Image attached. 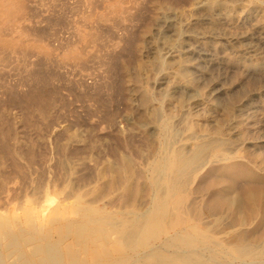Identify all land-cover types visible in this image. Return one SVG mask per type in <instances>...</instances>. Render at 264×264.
Listing matches in <instances>:
<instances>
[{
	"label": "rangeland",
	"instance_id": "rangeland-1",
	"mask_svg": "<svg viewBox=\"0 0 264 264\" xmlns=\"http://www.w3.org/2000/svg\"><path fill=\"white\" fill-rule=\"evenodd\" d=\"M198 2L217 4L213 31L197 23ZM2 26L0 217L13 211L22 220L25 207L74 214L64 241L51 219L44 229L19 221L0 231V264H39L40 246L62 254L70 243L77 257L64 264H264L258 206L254 214L253 206L212 207L264 187V81L234 61L216 68L198 58L228 57L236 36L259 27L264 38V0H19ZM254 43L260 54L244 60L261 67L264 39ZM187 60L196 67L180 71ZM151 214L163 225L145 246L109 254L102 228L127 227L129 236ZM81 231L90 235L82 244ZM239 234L246 246L232 242ZM88 249L104 252L91 259Z\"/></svg>",
	"mask_w": 264,
	"mask_h": 264
},
{
	"label": "bare ground",
	"instance_id": "bare-ground-1",
	"mask_svg": "<svg viewBox=\"0 0 264 264\" xmlns=\"http://www.w3.org/2000/svg\"><path fill=\"white\" fill-rule=\"evenodd\" d=\"M213 3V2H212ZM18 4H19V0H0V29L3 27L2 24H7V23H10L12 21V18L15 16V14L18 12ZM217 5V4H216ZM214 4V6L211 5V2L209 4H205L204 2H198L196 4V8L200 11L199 13H197L196 15V20H197V23L200 24V27L201 28H204L202 26H205L206 29L210 30V31H213L212 29L215 27V25L218 23V21L214 18L213 16V10L214 7L216 6ZM113 7H117V5H112ZM223 7V6H222ZM202 10V11H201ZM212 10V11H211ZM244 10V9H243ZM221 12V11H220ZM219 12V13H220ZM195 14V13H194ZM178 15V14H177ZM219 15V14H218ZM226 15V14H224ZM182 16V15H181ZM222 16V15H221ZM179 18V17H178ZM228 19V18H227ZM226 19V20H227ZM225 20V19H224ZM223 20V22H224ZM254 22V20H253ZM221 23V22H220ZM159 25V24H158ZM186 25H187V22H186ZM199 26V25H198ZM218 26V25H217ZM186 27V26H185ZM190 27V26H189ZM199 27V28H200ZM219 27V26H218ZM217 27V28H218ZM252 27V26H251ZM256 27V26H255ZM187 28V27H186ZM192 28V26L190 27ZM198 28V27H197ZM232 28V27H231ZM189 29V28H188ZM205 29V30H206ZM216 29V28H215ZM225 29V28H224ZM195 30V29H194ZM201 30V29H200ZM192 31V30H191ZM196 31V30H195ZM244 31V30H243ZM193 32V31H192ZM204 32V31H203ZM202 32V34H203ZM215 32V31H214ZM213 32V33H214ZM253 32V31H251ZM200 33V31L198 32ZM212 33V32H210ZM205 34V33H204ZM254 35V36H252ZM232 37V36H231ZM235 37V36H234ZM233 37V38H234ZM237 37V36H236ZM236 37L234 38L235 41L234 43L231 44V47L233 52L230 53V55L227 57V56H221V55H211V54H208V53H203L201 55V57H198L199 58V62L204 64L206 67H216V68H221L224 61L226 59L228 60H231V61H234L236 62L237 64L241 65L246 72H248L249 74H252V73H259L261 75V77L263 78V81H264V61L262 62V65L261 67H251V66H247L246 63H245V60L247 58V56H257L260 54V52H258L257 50V47L255 46V43L253 44V40H255L256 42L258 43H261L263 41V37H262V28H257V30L255 31V33L253 32V34H247V32L245 33H241V36L239 35V37L236 39ZM169 39V38H168ZM227 41V40H226ZM6 44H8L9 46L11 45H14V41H9V42H6ZM238 44V45H237ZM195 45V44H194ZM194 47V46H193ZM196 47V46H195ZM227 47V46H226ZM229 47V46H228ZM264 47V46H263ZM195 49V48H194ZM263 49V48H262ZM196 50V49H195ZM264 50V49H263ZM200 51V49H199ZM204 52V51H202ZM229 52V51H227ZM225 52V53H227ZM213 53V52H212ZM264 53V52H263ZM223 54V53H222ZM229 54V53H227ZM226 55V54H225ZM263 55V54H262ZM261 56V55H260ZM197 58V57H196ZM197 58V59H198ZM252 58V57H251ZM177 59V58H176ZM183 59V58H182ZM175 60V59H174ZM179 60V59H178ZM264 60V59H263ZM181 62V61H179ZM176 63V64H179ZM254 63V62H253ZM203 66V65H202ZM196 65L195 63H191L189 60L187 61H184V62H181L179 64V69H181L180 71H185L186 69L188 68H195ZM240 67V66H239ZM224 68V67H223ZM242 68V69H243ZM200 69V68H199ZM198 70V69H197ZM202 70V68H201ZM244 71V72H245ZM183 73V72H182ZM200 73V72H199ZM198 73V74H199ZM208 72H204L202 73L203 75H208L207 74ZM184 74V73H183ZM214 75V74H213ZM255 75V74H253ZM177 76V75H176ZM179 76V75H178ZM211 76V75H208V77ZM212 77V76H211ZM248 77V76H247ZM260 77V78H261ZM217 78V77H216ZM256 78V77H255ZM258 78V77H257ZM261 78V79H262ZM208 79V78H207ZM167 80V79H166ZM169 80V79H168ZM181 80V79H180ZM176 81H179V80H176ZM258 81V80H257ZM244 82V81H243ZM180 83V82H179ZM178 83V84H179ZM214 84V83H213ZM262 84L264 85V82H262ZM217 87L219 88V91L220 92H223L224 89L221 87V85L218 83L217 84ZM225 87V86H224ZM187 91V87H185ZM258 88V87H257ZM217 90V89H216ZM180 91V90H178ZM236 92V91H235ZM181 93V91H180ZM188 93V91L186 92ZM185 93V94H186ZM190 93V92H189ZM260 93H263L264 94V86L263 87H260L258 88V92L257 94H260ZM220 94V93H219ZM229 94V93H228ZM227 94V95H228ZM183 95V94H181ZM188 95V94H186ZM194 94H192L193 96ZM217 95V94H216ZM224 95V94H223ZM240 95V94H239ZM194 97V96H193ZM190 97H188L187 99H190ZM186 99V97H185ZM193 99V98H192ZM240 102V101H239ZM260 106V105H259ZM264 107V106H263ZM173 109V108H172ZM211 110V109H210ZM260 110V109H259ZM262 110V109H261ZM256 111V110H255ZM172 115V114H171ZM240 116V115H239ZM214 118V117H213ZM244 122V121H243ZM235 125V124H234ZM232 134H233V138L235 139V146H238V144H240V141H242L236 134V128H233L232 129ZM239 134V133H238ZM241 135V134H240ZM237 136V137H236ZM194 137V136H192ZM200 137V136H199ZM263 139V138H262ZM240 140V141H239ZM242 143V142H241ZM164 144V143H163ZM162 144V145H163ZM243 144V143H242ZM165 147V145H164ZM192 147V146H191ZM194 149V148H193ZM185 151V150H184ZM201 151V150H200ZM205 153V152H204ZM166 154V153H165ZM164 154V155H165ZM181 154V153H180ZM167 156V155H166ZM180 156V155H179ZM178 156V157H179ZM182 156V155H181ZM200 156V155H199ZM177 157V158H178ZM165 158V157H164ZM170 158V157H169ZM175 158V157H174ZM176 158V159H177ZM182 158V157H180ZM200 158V157H199ZM175 161H173V164L171 165L172 166V169H175L178 164L180 165V161L177 159ZM183 160V159H181ZM164 161V160H163ZM168 161V160H167ZM172 162V161H171ZM168 163V162H167ZM184 163V162H183ZM202 163V162H201ZM171 164V163H170ZM182 164V163H181ZM159 168H160V165H158ZM157 167V166H156ZM198 167V166H197ZM171 168V167H170ZM169 168V169H170ZM181 169V168H180ZM214 168H212V170H214ZM217 169V168H216ZM163 170V169H162ZM178 171V169H177ZM182 171V170H181ZM180 171V172H181ZM185 171V170H184ZM183 171V172H184ZM200 171V170H199ZM202 171V170H201ZM172 172H174L172 170ZM195 174V173H194ZM246 174L248 176H251V177H255L251 174H248L246 172ZM196 176V175H195ZM194 177V176H193ZM225 178V177H224ZM228 178V177H227ZM178 179V178H177ZM190 179V178H189ZM197 179V178H196ZM234 181V179H233ZM231 183H229V181L227 182H222V186L223 189H228L231 185H232V180L230 181ZM235 182V181H234ZM254 183V182H253ZM189 184V183H188ZM237 187V186H236ZM185 189V187H183ZM241 188V187H240ZM232 194V193H231ZM240 195H236V196H232L234 199H232L231 197H222L220 196L221 199H219L216 204H213L214 206L212 207H215V206H218L219 205H222V206H230L231 204H234L236 206V210L237 212L241 211L242 210V207H244L243 205H247L248 206H253V210L252 209H248L250 211L251 214H254V210L257 209L256 206H258V209L256 211H258V213H263L264 214V187H256V186H249V188H247L245 190V192H242V193H239ZM181 195V194H180ZM217 196V195H216ZM51 198V197H50ZM48 199V198H47ZM196 199V198H195ZM34 200V199H33ZM193 200V199H192ZM215 200V199H214ZM36 201V200H35ZM234 201V202H233ZM33 202V201H32ZM47 202V201H46ZM34 203V202H33ZM32 203V204H33ZM36 203V202H35ZM41 203V202H40ZM44 203V202H43ZM183 203V197L180 196V201L179 200H176L175 201V204L178 206V208L180 207V204ZM36 204H39L36 203ZM35 204V205H36ZM49 204V203H47ZM46 206V205H45ZM66 206V205H65ZM188 206V205H187ZM221 206V207H222ZM232 206V205H231ZM63 207V205H62ZM174 207V206H173ZM176 207V206H175ZM183 207V206H182ZM256 207V208H255ZM41 208V207H40ZM59 208V207H58ZM219 208V207H218ZM229 208V207H228ZM16 209V208H15ZM20 209V208H19ZM19 209L17 208V210L19 211ZM69 209V208H68ZM65 210V209H53L50 211V215L49 216H46L48 214H46L45 212L46 211H41V210H36V208H32V207H25V210H24V217L22 220H20L17 216V214H15V212L12 211L10 214H9V217L7 218H2L0 217V231H3L5 229H10V227L12 228L13 226H15L19 221L20 222H23V224L26 226V229L27 231H31V230H34L35 229V225H39V227L41 229H44V227H46L45 225V222L49 219L55 221L57 223V227H55V229L58 231H60V237L61 239L63 240L65 237H66V234L64 232V225L67 223V221L69 220L70 216H72L74 213L72 211H68ZM180 209V208H179ZM183 209V208H182ZM196 209V208H195ZM22 210V209H21ZM211 210V209H210ZM87 211V210H85ZM177 211V210H176ZM183 211V210H182ZM190 211V210H189ZM247 212V211H246ZM239 213H242V212H239ZM244 213V212H243ZM248 214V213H247ZM76 215V213H75ZM152 216L149 218V216L147 217V219L143 220L142 222H137L136 224H133L131 227V236H127L128 234L126 232H128V229L127 227L126 228H122V229H110V230H106L105 231V227L101 229L100 231V234H98V236H100L101 239H104L105 236H107V241H106V246L109 247V254L111 255H123L124 256L126 255H129V254H132V252H134L136 250V248H139V246H145L146 243H148V237L149 236H153L155 235L157 229L159 228L160 229V226L162 222H160L156 216V214H151ZM155 215V216H153ZM191 215V214H190ZM183 216V215H182ZM181 214H179V218H178V221L180 223H182V221L184 220L182 218ZM105 217V216H104ZM169 217V216H168ZM21 218V217H20ZM173 218V217H172ZM76 219V218H75ZM171 219V218H170ZM195 219V218H194ZM176 220V219H175ZM184 222V221H183ZM86 223V222H85ZM94 223V222H92ZM178 223V222H177ZM74 224V223H73ZM115 224V223H114ZM125 224V223H124ZM175 224V223H174ZM183 224V223H182ZM21 225V224H20ZM38 225H37V228H38ZM87 225V223H86ZM100 225H103V224H100ZM105 225V224H104ZM103 225V226H104ZM110 225V224H109ZM108 225V226H109ZM112 225V224H111ZM110 225V226H111ZM120 225V224H119ZM123 225V224H122ZM163 225V223H162ZM74 229L77 228V230H80L79 227H77L76 225H74ZM232 226V225H231ZM263 226V225H262ZM19 227V226H18ZM69 227V226H68ZM87 227H90V226H87ZM94 227V226H93ZM97 227V226H96ZM99 227V226H98ZM97 227V228H98ZM48 228V227H47ZM66 228V227H65ZM100 228V227H99ZM114 228V227H113ZM121 228V227H119ZM173 228V227H172ZM206 228V226H205ZM21 229V228H20ZM55 229L53 227H51L50 229H46V235H48V233H50L51 231H55ZM16 230V229H15ZM127 230V231H126ZM45 231V230H44ZM219 231V230H218ZM38 232V231H37ZM83 232V231H81ZM1 233V232H0ZM17 233V232H16ZM44 233V232H43ZM55 233V232H54ZM76 233V237L79 241H81V244L84 241L88 240L90 235L86 234V233H79V232H75ZM129 233V232H128ZM237 233V232H236ZM38 235V234H37ZM75 235V234H74ZM92 235V234H91ZM158 235V234H157ZM238 235V234H237ZM26 236V235H25ZM52 236V235H51ZM72 236V235H71ZM18 237V236H17ZM57 237V235H56ZM155 237V236H154ZM152 238V237H151ZM235 239L232 240V242L234 243V245L236 247H242V246H246V243L249 242L247 241V237H243L242 235L239 234V236H234ZM54 239V238H53ZM221 239V238H220ZM6 240V239H5ZM46 240V239H45ZM66 240V239H65ZM105 240V239H104ZM249 240V239H248ZM254 240V239H251V241ZM64 241V240H63ZM68 241V240H67ZM66 241V242H67ZM3 242V241H2ZM40 242V241H39ZM71 242V241H70ZM36 243V242H35ZM80 243V242H79ZM89 243V242H88ZM261 243V242H260ZM4 244V243H3ZM2 244V245H3ZM34 244V243H32ZM55 244V243H54ZM60 244V243H59ZM231 244V242H230ZM31 245V244H30ZM29 245V246H30ZM51 245V244H50ZM228 245V244H227ZM6 246V244H5ZM12 246V245H11ZM74 246V245H73ZM73 246L69 244L65 245L62 249V254L60 253H57L55 250H54V247L53 246H47V247H41L39 248V251L40 253L42 254L43 256V261L40 262L39 264H64L66 261L68 260H71V261H74L76 260V257L77 255L74 254L73 252ZM96 246V245H95ZM93 245V247H95ZM248 246V245H247ZM259 246V245H258ZM23 247V246H22ZM91 247V246H90ZM249 247V246H248ZM257 247V246H256ZM9 248V246H8ZM11 248V247H10ZM20 248V247H19ZM22 249V248H21ZM25 249V248H24ZM254 249V248H253ZM4 251V250H3ZM241 251V250H240ZM239 251V252H240ZM248 251V250H247ZM27 252V251H26ZM29 252V251H28ZM104 252L102 251L101 249H88V256L89 258L91 259H95L97 258V255L100 256V254ZM136 252V251H135ZM235 252V250H234ZM238 252V253H239ZM249 252V251H248ZM6 253V252H5ZM82 253V252H81ZM80 253V254H81ZM237 253V252H235ZM247 253V252H246ZM27 255V254H26ZM83 255V254H82ZM41 256V257H42ZM239 256V255H238ZM25 257V256H24ZM29 257V256H28ZM120 257V256H119ZM131 257V256H130ZM111 258V257H110ZM116 258H118L116 256ZM27 259V257H26ZM80 259V258H79ZM114 259V257H113ZM128 259V258H127ZM98 260V259H96ZM124 260V258H123ZM94 261V260H93ZM99 261V260H98ZM110 261V259H109ZM70 262V261H68ZM75 262V261H74ZM74 262H71V263H74ZM80 262V261H79ZM102 262V261H100ZM9 263V262H8ZM29 263V262H28ZM67 263V262H66ZM81 263V262H80ZM16 264V263H14Z\"/></svg>",
	"mask_w": 264,
	"mask_h": 264
}]
</instances>
